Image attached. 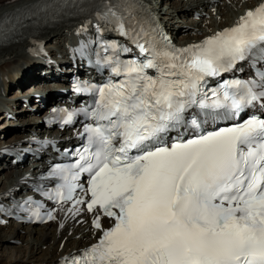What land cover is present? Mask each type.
<instances>
[{"label": "snow or ice", "instance_id": "obj_1", "mask_svg": "<svg viewBox=\"0 0 264 264\" xmlns=\"http://www.w3.org/2000/svg\"><path fill=\"white\" fill-rule=\"evenodd\" d=\"M109 17L146 55L124 61L113 44L105 46L112 54L97 61L119 79L95 89V106L85 110L92 120L87 155L76 171L60 170L66 191L58 195L72 200L74 182L86 172L90 200L77 203L89 212L98 206L113 226L103 229L97 215L98 242L64 264H264V118L162 142L190 109L215 118L264 108V72L207 88L209 78L264 53V0L234 26L183 49L154 38L141 43L143 27L126 29L114 6L102 16ZM191 125L200 128L196 118Z\"/></svg>", "mask_w": 264, "mask_h": 264}, {"label": "bare ground", "instance_id": "obj_2", "mask_svg": "<svg viewBox=\"0 0 264 264\" xmlns=\"http://www.w3.org/2000/svg\"><path fill=\"white\" fill-rule=\"evenodd\" d=\"M39 1L0 0V19L15 10L23 9ZM192 2H195V9L192 8L193 5L191 6ZM258 3L259 0H176L173 3H165V5H169L174 12L177 11L183 17H188L184 31H181L182 34L177 39L180 42L190 43L203 40L231 27L246 11L254 8ZM149 4L152 5L154 14L161 19L167 31L176 35L180 28L173 29L169 16L171 14L164 12L161 17L152 0H149ZM84 27V25H71L70 27L41 28L33 37L17 38L11 45L0 47V128H2L0 135L7 134L8 127H12V124L5 126L4 123L5 120L12 118L16 104V99L9 102V100H3L2 95L10 91L13 86L20 88L31 81L50 82L47 80V75L52 72L53 65L42 55L43 47L48 52L50 60L56 65L61 64L63 63L61 59L65 60L62 53L66 52V48L71 43L70 40L78 37ZM51 86L52 84H48L47 88L46 86L39 88L28 86L29 90L25 94L27 99L23 97L18 99V102L22 100L18 111H24L25 116H23L29 120H26L25 126H14L15 128L11 129L14 130V134L7 138L12 137L9 140L13 145L12 151L5 153L3 149L5 146L0 145V197L15 193L16 185L20 180L30 178L31 175L39 172L37 164L24 168L25 163L10 165L6 161L12 152L26 154L27 140L33 136V133H37L40 127L38 123L41 117L37 118L34 115L42 111V105L36 104V100L44 99L46 101L44 104L47 105L56 92L49 89ZM43 89H46V92ZM15 91L17 92L18 89ZM64 135L65 133L60 135V140L65 144L62 140ZM93 213H86L82 210L67 211V207L62 205L57 208L56 219L43 227H30L13 222L5 223L0 226V264H56L64 256L77 254L78 251L92 244L101 233L92 224L98 214L96 211ZM99 216L102 228H107L111 219L101 214ZM7 239L17 240L21 245L9 247L6 245Z\"/></svg>", "mask_w": 264, "mask_h": 264}, {"label": "rangeland", "instance_id": "obj_3", "mask_svg": "<svg viewBox=\"0 0 264 264\" xmlns=\"http://www.w3.org/2000/svg\"><path fill=\"white\" fill-rule=\"evenodd\" d=\"M151 1V0H150ZM176 0H152V3H153V5L156 7V10H157V12H158V14H159V16H161V17H163V13L164 12H167V14H171V15H169L170 16V21H171V25H172V27H173V29L175 28V30L177 29V28H180V31L179 32H177V34L176 35H180V34H182V32L181 31H184L183 30V28L185 27V23L188 21V17L186 16H182V15H180V14H178V12L176 11V12H174V9H172L171 7H169V5H165V3H173V2H175ZM193 5V6H192ZM191 6H192V8L193 9H195V2H192V4H191ZM190 8V7H189ZM168 16V15H167ZM209 16L207 15V18H208ZM55 40V39H54ZM45 83V84H44ZM36 84V85H35ZM37 84H39V85H37ZM48 84H51V83H49V82H47V81H43V80H39V81H31V82H28V84L27 85H24V86H22V87H18V86H13V88H11V90L10 91H8V92H5V94H3L2 96H3V100H9V102H13V100H15L16 99V104H15V109H17V110H14V113H13V116H14V114L16 113V112H18V109L21 107L20 105H21V101L22 100H20V102H18V99L20 98V97H27V95H25L27 92H28V90H29V88H28V86H34V87H43V86H46V88H47V85ZM52 87H53V84H52V86H51V88H49L50 90H52ZM28 88V89H27ZM16 89H18V91L16 92L15 90ZM43 90H45V92H46V89H43ZM52 91H54V90H52ZM16 95V97H14ZM14 97V98H13ZM21 112L23 113V114H21ZM25 112L24 111H21L20 110V112L18 113V115H16L14 118H11V119H8V120H5V123H4V125L5 126H7V125H9V124H12V127H8V130L6 131L7 132V134H1L0 135V142H2L0 145H9L10 144V142H9V140L12 138V137H10V138H7V137H9L10 135H13L14 134V130H11V129H14L15 127H14V125H16V126H21V127H23V126H25L26 125V120H29V119H26L27 117H24L25 116V114H24ZM20 114V115H19ZM24 115V116H23ZM35 117H37L36 115H34ZM34 116H32V117H34ZM4 117H5V115H4ZM38 118V117H37ZM16 123V124H15ZM14 127V128H13ZM2 128H0V130H1ZM6 245L7 246H9V247H18V245H21V243H19V241L17 242V240H13V239H7L6 240ZM42 250H43V248H42ZM1 255V254H0Z\"/></svg>", "mask_w": 264, "mask_h": 264}]
</instances>
